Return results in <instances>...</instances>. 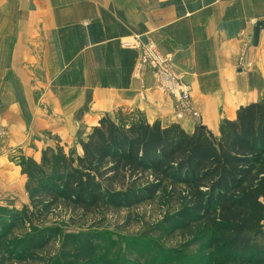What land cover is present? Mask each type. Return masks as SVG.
<instances>
[{"label":"trees","instance_id":"1","mask_svg":"<svg viewBox=\"0 0 264 264\" xmlns=\"http://www.w3.org/2000/svg\"><path fill=\"white\" fill-rule=\"evenodd\" d=\"M19 166L33 208L45 211L58 205L84 213L130 209L165 185L183 187L190 208L179 214L181 224L191 223L192 233L199 227L211 231L212 248H220L228 262L264 264V101L239 107L234 120L220 123L217 137L199 125L186 132L139 115L129 125L103 117L78 156L47 148L38 162L21 159ZM18 222V214L0 206L3 257L21 261L56 235L29 234L19 241L22 252L7 255ZM64 239L71 251L62 255L63 264L91 259L90 239Z\"/></svg>","mask_w":264,"mask_h":264},{"label":"rangeland","instance_id":"2","mask_svg":"<svg viewBox=\"0 0 264 264\" xmlns=\"http://www.w3.org/2000/svg\"><path fill=\"white\" fill-rule=\"evenodd\" d=\"M7 15L6 32L15 24L9 13ZM9 34H5L4 45H0V206L18 214L19 225L12 234L11 244L5 254L22 252L23 243L19 241L34 232L36 235L42 231L56 230V235L42 251L29 253L21 261L11 255L3 257L0 252V264H63L62 255L71 251L68 244L64 243V238L69 235L86 237L94 245L91 259L82 264H239L226 261L220 248L216 251L212 248L210 243L214 236L211 231L199 227L192 233L191 223L181 224L179 214L183 215V210L190 208L183 187L165 185L152 199L141 201L130 209L110 207L90 213L60 205L47 211L34 209L26 191L27 178L21 174V159L36 161V158L38 162L42 151L47 148H59L64 154L73 157L81 154V144L92 129L89 123L84 125L82 120L93 108L94 89L100 85L104 89L114 84L109 83L107 74H92L87 59L86 65L74 63L65 68L59 65L61 57L67 61L76 55V51L37 50L34 52L35 63L24 68L25 73L32 77L25 79L26 95L22 82L14 76L12 52L8 49L12 33ZM123 42L137 45L133 40H123L121 45ZM132 48L139 51L135 72L136 69L140 74L145 70L149 72L153 78V89L173 100L168 92L156 88L155 79L170 77V71L188 85L183 76L176 72L171 55L163 54L170 56V66L154 73L149 67L137 65L141 49ZM57 74L60 75L58 78ZM46 75H52L53 78H46ZM240 79H228V90H233L231 94L234 96L236 87L243 85ZM249 80L250 84L258 80L259 86L264 82V78ZM192 81L195 85L190 106L196 116L185 115L180 118L174 114L176 118L191 120L190 127H182L186 132H191L199 125L217 137L218 131H212L213 123L220 125L228 117L219 98L218 102L215 101L217 93L220 96L222 94L225 78H192ZM250 98L246 96L242 101ZM258 99L259 102L264 101L262 97ZM62 110L70 115V119L67 117L70 121L60 130L55 120L60 117ZM121 111L118 109L115 115L108 114L106 117L118 124L129 125L135 116ZM50 120L53 121L51 125L48 123ZM48 127H52V131H48ZM186 224H190L189 229L183 230ZM262 226L264 229V222Z\"/></svg>","mask_w":264,"mask_h":264},{"label":"crops","instance_id":"3","mask_svg":"<svg viewBox=\"0 0 264 264\" xmlns=\"http://www.w3.org/2000/svg\"><path fill=\"white\" fill-rule=\"evenodd\" d=\"M8 13L15 24L6 32ZM6 33H12L8 49L14 76L26 95L25 79L32 77L24 68L35 63L37 50L76 51L67 61L61 57L59 65H81L87 59L92 74L108 75L114 86L94 89L93 108L82 120L91 128L118 109L139 115L149 124L183 128L192 124L176 118L172 100L153 89L149 72H135L139 51L124 48L123 40L152 44L171 55L176 72L188 84L191 102L192 78H225L215 101L219 98L223 103L227 120L234 119L239 107L264 98V82L259 86L258 80L252 84L249 80L264 78V0H0V45ZM229 78L243 81L236 87V96L228 90ZM246 96L250 100L242 101ZM59 116L55 125L62 130L70 115L62 110ZM218 128L213 123L212 131Z\"/></svg>","mask_w":264,"mask_h":264},{"label":"built area","instance_id":"4","mask_svg":"<svg viewBox=\"0 0 264 264\" xmlns=\"http://www.w3.org/2000/svg\"><path fill=\"white\" fill-rule=\"evenodd\" d=\"M122 46L124 48L140 47V57L137 65L149 67L154 73L158 72L160 68L169 67L171 64L170 56H164L159 53L152 44L142 45L137 43V45H133L131 42H123ZM161 77L162 78H155L156 88H159V90L163 92H168L169 95L173 96V111L176 116L180 118L196 116L195 111L190 106V89L181 82V77L173 74L171 71L170 77Z\"/></svg>","mask_w":264,"mask_h":264},{"label":"water","instance_id":"5","mask_svg":"<svg viewBox=\"0 0 264 264\" xmlns=\"http://www.w3.org/2000/svg\"><path fill=\"white\" fill-rule=\"evenodd\" d=\"M256 38H257V32H256Z\"/></svg>","mask_w":264,"mask_h":264}]
</instances>
